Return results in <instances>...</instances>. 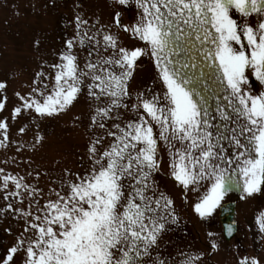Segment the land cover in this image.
Masks as SVG:
<instances>
[{
  "label": "snow or ice",
  "instance_id": "obj_1",
  "mask_svg": "<svg viewBox=\"0 0 264 264\" xmlns=\"http://www.w3.org/2000/svg\"><path fill=\"white\" fill-rule=\"evenodd\" d=\"M112 3L115 25L142 46L125 47L104 27L90 35L88 21L77 16L75 37L59 63L48 65L54 72L36 74L39 98L17 93L22 104L14 117L32 110L46 118L69 112L86 92L93 135L89 167L65 169L43 205V189L0 168L6 198H29L27 211L11 203L4 209L24 216L25 227L0 264H15L18 253L23 264H204L201 254L182 253L179 262L164 255V237L181 225L174 199L156 179L164 149L173 180L199 194L194 211L201 220H211L230 192L264 195V91L254 94L251 81L264 85V0ZM121 7L136 10L133 24L121 22ZM78 47L89 49L83 62ZM142 57L154 61L161 90L138 92L130 105ZM7 87L0 82V90ZM8 129L0 121V147H7ZM256 223L264 233V211ZM226 230L232 236L235 226ZM219 247L213 239L211 248ZM238 264H264V257L246 255Z\"/></svg>",
  "mask_w": 264,
  "mask_h": 264
},
{
  "label": "rangeland",
  "instance_id": "obj_2",
  "mask_svg": "<svg viewBox=\"0 0 264 264\" xmlns=\"http://www.w3.org/2000/svg\"><path fill=\"white\" fill-rule=\"evenodd\" d=\"M115 11L116 6L112 0H0V81L8 85L6 89L0 90V98L7 97L6 102L2 100L5 108L0 111V121L7 120L9 124L7 147H0V168H4L6 173L23 177L29 185L43 189L41 205L49 199L51 188L59 189L58 181L63 177L65 169L84 172L89 167L87 148L89 138L93 135L90 128L92 101L85 92L67 113L45 118L39 117L32 110H25L12 119L11 109L22 104L17 93L39 98L33 93V88H42L43 85L35 83L36 74L40 71L46 74L54 72L48 65L59 63L60 54L66 49V41L75 37L77 16L88 21L83 27L89 30L90 35L104 27L105 32L118 33L125 47L142 46V42L115 25ZM119 11L122 13L123 24L131 25L135 22L134 8L121 7ZM76 52L83 62L88 57L89 49L78 47ZM138 64L140 67L130 82V105L136 103L135 95L138 92L147 93L149 88L161 90L154 61L142 57ZM40 79L51 87L45 77ZM251 81L254 94L258 90L264 91V85L254 76ZM127 115L134 114L129 112ZM77 116L79 120H76ZM39 136H43L44 140L39 141ZM2 138L3 133L0 132ZM161 154L162 170L157 173L156 179L161 190L174 199L176 212L181 217V225L173 226V231L164 237V255L170 254V259L179 262L185 258L182 253L201 254L204 264H238L246 255L264 257V233L256 223V217L264 211V195L257 194L254 198L244 199L242 193L239 194L242 198L239 207L242 227L239 239L247 238L240 244L234 241L226 243L221 222L218 224L217 212L209 221L199 218L194 211L199 194L191 189H183L173 180L168 167L167 150L164 149ZM9 190L14 191V185L10 184ZM51 198L55 199L54 196ZM18 199L6 198L0 177V261L24 232L25 217L19 212L4 211L8 203L14 209L27 211L28 194H24L23 204L18 203ZM36 210L33 204L32 211L35 213ZM209 232L217 235L209 238ZM213 239L219 243V251L211 248ZM238 251L239 255L236 253ZM24 259V254L18 253L14 257L15 264H23Z\"/></svg>",
  "mask_w": 264,
  "mask_h": 264
},
{
  "label": "water",
  "instance_id": "obj_3",
  "mask_svg": "<svg viewBox=\"0 0 264 264\" xmlns=\"http://www.w3.org/2000/svg\"><path fill=\"white\" fill-rule=\"evenodd\" d=\"M226 220H228V219H226Z\"/></svg>",
  "mask_w": 264,
  "mask_h": 264
}]
</instances>
